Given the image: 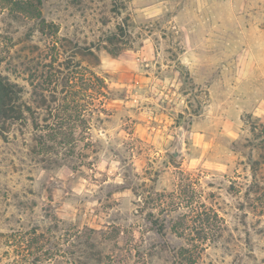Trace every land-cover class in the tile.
I'll return each mask as SVG.
<instances>
[{"label":"rangeland","instance_id":"obj_1","mask_svg":"<svg viewBox=\"0 0 264 264\" xmlns=\"http://www.w3.org/2000/svg\"><path fill=\"white\" fill-rule=\"evenodd\" d=\"M15 1L0 74L43 130L0 129V264H264V0Z\"/></svg>","mask_w":264,"mask_h":264},{"label":"trees","instance_id":"obj_2","mask_svg":"<svg viewBox=\"0 0 264 264\" xmlns=\"http://www.w3.org/2000/svg\"><path fill=\"white\" fill-rule=\"evenodd\" d=\"M41 4V0H18L15 1L14 7L16 10L22 12L25 16H30L32 18H38L40 19V22H42L41 19V13L39 6ZM111 42V41H109ZM90 55L92 54L91 51H89ZM110 54L115 55L116 52L110 50ZM88 54V53H86ZM76 75L69 76L65 75L63 80V87H66V89L62 92H64L63 98L67 97V94L76 95L79 94L78 89L74 88L77 84L75 77ZM78 77V76H77ZM86 93L83 94V96H86V132L89 129V115L94 111L97 110V107L93 104L94 100L98 98V96H105L102 89L106 86L104 83V80L101 76L97 75L95 72L91 71L90 69L86 68ZM47 84H50L52 82V77L48 76V78L43 80ZM40 86V85H38ZM62 87V90H63ZM44 88L40 87L39 89H36L35 93L36 96L39 98L42 105L46 104V96L43 94ZM52 99L51 101H56V97L51 93ZM47 108H49L47 106ZM25 113H28L32 120V127L34 130L42 131L43 128L40 127L39 123L33 116V113H31L30 105L26 104L22 99V91L17 83L10 81L8 78L2 76L0 74V129L4 130V123L11 121V120H22L25 116ZM79 115L78 113L74 116H66V117H60L61 123H59V126H55V128H52L51 134L52 138H56L57 131L61 126H66L67 123H69L70 117L77 118ZM76 120V119H74ZM57 123H55L56 125ZM69 125V124H68ZM48 127V125H46ZM260 129L259 133L262 134L263 139L259 143L260 148H264V123H250V130L252 133L255 132L256 129ZM45 130V129H44ZM42 141L38 142L39 145H41L42 148L46 147L45 143V135L39 136ZM72 137V136H71ZM262 159L264 161V156H262ZM258 161H254V164L252 166V169L255 171L256 164ZM149 216H152V213H148ZM150 221H152L154 224H156V229L159 233L163 232V224L157 222L156 219L150 218ZM193 260L189 259V264H193Z\"/></svg>","mask_w":264,"mask_h":264}]
</instances>
